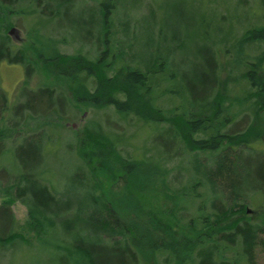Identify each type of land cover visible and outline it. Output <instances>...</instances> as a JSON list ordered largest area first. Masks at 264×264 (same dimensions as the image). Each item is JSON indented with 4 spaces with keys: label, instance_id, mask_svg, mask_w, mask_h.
<instances>
[{
    "label": "trees",
    "instance_id": "trees-1",
    "mask_svg": "<svg viewBox=\"0 0 264 264\" xmlns=\"http://www.w3.org/2000/svg\"><path fill=\"white\" fill-rule=\"evenodd\" d=\"M77 1L0 0V23L4 22L3 16H7L11 25L16 23L18 26L21 21H27L32 29L34 49L39 53L41 61L49 62L59 73L67 75L75 83L80 81L82 84L80 87L85 90L89 89L87 82L91 79L95 81V92L85 93L83 97H79L80 102L87 99L94 106L101 104L111 106L123 119L135 114V117L144 122L143 125L156 127L157 124L144 119L147 118L146 111L149 112L146 110L147 106L152 109L157 105L155 103L158 98L153 93L157 85L154 78L166 75V71H162L163 64L157 61L151 66L133 64L119 67L116 77H107L105 81L106 74L110 75L114 68L118 67L117 57L113 54L109 56L108 50L112 27L110 21L118 9L117 0L102 1L100 7L102 19L95 24L99 29L95 38L96 45L101 43L105 46V51L94 61L80 52L68 59L61 53L59 46L68 43L69 39H65L57 28L46 31L47 24L53 26L62 18L63 3L76 4ZM261 7L264 12V0H261ZM50 32L62 35V39L59 41L54 39L49 35ZM248 37L254 44L260 43L264 46V25L255 27ZM262 54L256 63L248 65L251 67H248L246 74L250 94L252 93L250 99L254 100L248 105V109L254 112V120L258 117L264 119V51ZM63 60L65 61L60 62ZM213 60L211 71L216 79L213 94L200 103V107L203 108L198 110L197 104L190 108V111L178 114L184 121L188 133L185 135L176 127L168 129L175 145L181 143L184 147L178 152L177 157H185V154L194 157L198 161V167L182 166L179 177L182 171L185 172L183 175L185 182L180 187L171 189L176 207L175 218L179 225L189 230L192 235L195 234L194 242L180 247L167 246L163 242L160 246L157 244L152 246L153 253L166 255L167 264L172 262L257 264V252L264 255V223L250 222L245 212L253 200L262 199L264 202V158L260 162L256 159L258 163L253 166V171L252 163L248 161L247 164L242 158L248 155L259 158L261 153L264 154V134L260 133L259 139L255 141L263 146L258 149L252 146L249 131L245 134L234 132L242 122L237 123L235 119L232 123L235 125L234 130L224 134L220 124H215L218 118H231L236 106L245 109L248 100L244 98L237 100V103L230 105L223 103L224 105L217 107L214 101L218 94L216 89L219 79L215 56ZM3 62L22 65L27 77L26 83H30L35 76V63L17 46L1 23L0 66ZM84 74L85 78L81 79ZM208 80L205 75L200 77L204 84ZM113 91H117L125 100H118L113 96ZM169 92L173 95L178 94L171 90ZM200 98L202 101L205 97ZM142 102L148 104L140 105ZM133 106L138 107L142 114L139 112L133 114ZM179 110L177 108L175 113L177 114ZM214 110L216 116L210 120L209 117ZM75 111L70 96L62 89L53 87L33 90L25 86L19 94L17 103L11 106L10 99L2 88L0 77V191L12 201L21 202L27 208L35 241L29 244L22 226L18 224L13 214L11 204L1 205L2 264L1 259L9 256V264H14L26 252H30L29 250L50 243L49 247L53 254L71 257L74 262L75 259L81 258L79 264H97L100 255L110 252L111 248L121 249L123 246L124 251L119 254V263H140L139 243L105 198L90 165L79 151L83 143L80 134L75 130H67L63 125L45 126L28 133L22 131L30 117H46L54 113L60 120L67 122L72 120L70 118L74 117ZM207 121L214 123L216 127L207 125ZM201 134L209 136V139L196 140L195 137ZM109 137L108 142L118 144ZM220 144L225 146L224 151L214 156L222 149ZM63 149L75 159V173L65 183L60 182L53 168L54 161L61 155ZM202 154L208 157L201 158ZM132 168L133 166L130 170ZM186 212H193V216L184 214ZM16 257L20 258L13 260Z\"/></svg>",
    "mask_w": 264,
    "mask_h": 264
},
{
    "label": "rangeland",
    "instance_id": "rangeland-1",
    "mask_svg": "<svg viewBox=\"0 0 264 264\" xmlns=\"http://www.w3.org/2000/svg\"><path fill=\"white\" fill-rule=\"evenodd\" d=\"M102 1L78 0L76 4L63 3L62 18L55 25L47 24L45 27L46 31L57 28L65 39H69L68 43L59 46L61 53L68 59L80 52L94 61L105 51V46L101 43L96 45L95 38L99 30L95 24L102 19L100 14ZM117 1L119 10L110 21L112 27L108 50L109 56L113 54L117 57L118 67L116 66L110 75L106 74L105 81L109 77L115 78L119 67L131 64L151 66L157 61L163 64L162 71L165 70L166 75L154 78L157 85L153 93L158 98L155 103L157 105L152 109L147 106L146 110L149 112L146 111L147 118L144 119L157 124L156 127L145 126L144 122L134 116V112L142 114L138 107L133 106L134 115H128V118L123 119L114 107L104 104L94 106L87 99L80 102L79 97H83L85 93L95 92V81L91 79L87 82L89 89L85 90L80 87L82 86L80 81L76 84L67 75L59 73L49 62L41 61L39 53L33 46L30 24L21 21L18 26L15 25L16 23L11 25L7 16L2 17L4 22L1 23L9 33L12 28L18 29V40H15V36L12 40L35 63V76L30 83H26L27 77L22 65L3 62L0 66L2 88L10 99L11 106L17 103L19 94L25 86L33 90L53 87L62 89L70 96L71 103L76 109V114L70 118L72 120L65 122L54 113L46 117H30L22 131L34 132L51 125H63L67 130L77 131L83 142L80 153L90 165L105 198L139 243L141 248L139 264H167L166 255L157 253L159 256L153 253L152 246L155 244L160 246L163 242L167 246L180 247L194 242L195 234L192 235L189 230L179 225L175 218L176 207L171 189L180 187L185 182L183 177L185 172L182 171L179 177L180 169L198 167V161L194 157H188L185 153V157H177L178 152L184 147L181 143L175 145L168 129L176 127L186 135L188 129L179 115L190 111V108L197 104L198 110L203 108L200 107V103L213 94L216 84L211 71L214 56L219 79L216 89L218 94L214 101L217 107L224 105L223 103L226 105L237 103V100L244 98L248 100L245 109L253 103L254 100L250 99L252 93L250 94L251 89L246 74L248 67H251L248 65L256 63L257 59L262 57L264 46L260 43L254 44L248 36L255 27L264 25V12L261 0ZM49 35L58 41L62 39V35L51 32ZM114 41L118 44L116 51L113 48ZM203 75L209 78L205 84L200 81ZM84 76L85 74L81 79ZM170 90L178 94L173 95ZM112 94L118 100H125L117 91H113ZM200 96L205 98L201 101ZM147 104L140 103V105ZM177 108L180 110L176 114ZM241 109L236 106L231 118L223 117V122L217 120L215 124H220L224 134L234 130L232 123L235 119L237 123L242 122L243 126L241 129L238 128L239 131L244 133L249 131L247 135L254 145L260 133L264 131V119L258 117L254 120L252 110ZM214 116L216 110L212 111L210 120H213ZM106 136H110L109 138L114 139L118 144H111ZM207 138L203 134L195 137L196 140ZM162 148L168 152H164ZM263 155L261 153L259 158L251 155L242 158L247 164L248 161L252 163L253 171V166L263 160ZM74 163L73 156L63 149L53 164L60 182L65 183L75 173ZM131 166H133L132 170H130ZM255 200L245 212L250 222L263 224L264 202L262 199ZM8 203L11 204L13 214L18 224L22 226L29 244L35 243L33 225L27 208L21 202L12 201L0 191V206ZM184 214L193 216V212ZM50 245L51 243L40 245L34 250H29L30 252H26L21 258H14L13 260L20 258L14 264H79V261L81 262V258L75 259L74 262L71 257L53 254ZM109 250L110 252L103 256L100 255L97 264L105 262L120 264L119 254L124 251V246L121 249L116 247ZM1 261L3 264H9V256ZM256 261L257 264H264V255L257 252Z\"/></svg>",
    "mask_w": 264,
    "mask_h": 264
},
{
    "label": "bare ground",
    "instance_id": "bare-ground-1",
    "mask_svg": "<svg viewBox=\"0 0 264 264\" xmlns=\"http://www.w3.org/2000/svg\"><path fill=\"white\" fill-rule=\"evenodd\" d=\"M118 10H119V3H118V9H116V11L114 12L115 15H117ZM115 15L111 16V17H112L111 19H113V18L115 17ZM110 38H111V36H109V42L111 41ZM114 42H115V41H114ZM253 42H254V41H253ZM117 46H118V44H117V42H115V43H114V47H113V48H115V51L117 50ZM114 53H115V52H114ZM131 65L133 66V64H131ZM248 82H249V81H248ZM218 120H219L220 123L223 122V120L220 119V118H218ZM207 125L212 126V128L216 127V125H215L214 123L210 122V121H207ZM234 126H235V125H234ZM242 126H243V125L241 124L240 127H238V128L241 129ZM233 129H234V128H233ZM239 129L236 130V131H234V132H235V133H236V132H240ZM242 132H243V131H241L240 133H242ZM243 133H244V132H243ZM244 134H245V133H244ZM261 134H264V131L261 132ZM206 137H208V138L205 139V140H208V139H209V136L206 135ZM254 145H255V146H254ZM254 145L252 144V146H254L255 148H259V147L262 148V147H263L261 143H257V142H256ZM220 147H221L222 149L218 150V152H217L216 154H214V156H218L219 152L224 151L223 149H224L225 146H224L223 144H222V145L220 144ZM202 157L204 158V157H208V156H206V155L204 156V155L202 154V155H201V158H202ZM245 211H246V209H245ZM248 212H249V210L247 211V213H248Z\"/></svg>",
    "mask_w": 264,
    "mask_h": 264
},
{
    "label": "water",
    "instance_id": "water-1",
    "mask_svg": "<svg viewBox=\"0 0 264 264\" xmlns=\"http://www.w3.org/2000/svg\"><path fill=\"white\" fill-rule=\"evenodd\" d=\"M18 29H16V28H12V31L9 33V36L12 38L13 36H15L16 37V39L15 40H18Z\"/></svg>",
    "mask_w": 264,
    "mask_h": 264
}]
</instances>
